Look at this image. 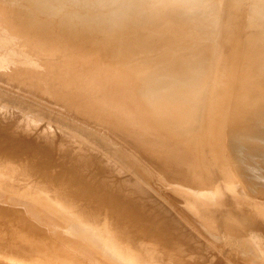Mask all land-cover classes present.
I'll list each match as a JSON object with an SVG mask.
<instances>
[{"label": "bare ground", "instance_id": "obj_1", "mask_svg": "<svg viewBox=\"0 0 264 264\" xmlns=\"http://www.w3.org/2000/svg\"><path fill=\"white\" fill-rule=\"evenodd\" d=\"M145 1L146 0H144V2ZM177 1H179L178 3H180V1L183 2L181 4H183L184 6H185L184 3L187 4L188 2V4L186 7H184L185 9L182 8L183 5L181 7V5H178L177 2H176V5L171 6V7H162L161 5L159 7V4H158L157 5L158 7L156 6V9L158 8L157 9L158 11H157L156 9H153V7L157 3L154 4L152 3L153 1H151L150 3H152V6L150 4V7H151V8L149 7L150 11L148 10L149 11L148 14L150 15H147V13L146 15H144L145 13H143L139 8L142 5L139 4L138 10L140 11H137L134 15H133L134 12L131 14H129L130 12H127V14L129 15L126 14L125 18L114 20L112 24H108V23L105 24L104 22L100 21L101 20L100 18L98 25L104 27L103 29L105 32L103 31L104 32L103 34L98 33L96 35L94 33L95 35L93 34V37L87 34H84V35L82 34L81 36L82 38H79L77 43L70 42L68 41V39L65 40L67 45L62 46L61 50L64 51L62 55H64L67 58V60L69 61L72 60L69 58L70 56L76 57L75 55L77 56L79 55L78 57H76L77 59L81 58L80 56H85L86 59L82 57V63H84L83 67L85 68V63L87 62L86 60L88 58L89 59L91 58L92 60L94 59L93 60L94 62L91 59H90L91 61L88 60L89 61L88 63L90 62L94 63L93 65H91L92 67L88 66V67H91V70L89 68L90 71L88 70L87 72L86 69H84L86 73L90 74V76H87L86 74L81 79H77V78L74 79L73 77H71V75L67 77L64 75L63 76L59 75V73L55 75L52 72L51 73L52 75L50 74L48 75V77H45L51 83V85L48 82L47 85L42 86V89L45 88L44 90L46 89L52 90L51 93H49L50 91H48V94L54 100H57L60 103L62 102L70 103L74 100L84 99L87 95L86 94L84 96L83 95L81 96V92H82L81 90L79 91L80 93L79 92L78 94L76 93L79 90V88H75L74 86L76 83H79V85L85 90L87 89L86 87L89 86L88 89L91 90V92L94 90L93 88L96 85L98 87V90L96 92L94 91L93 93H96L97 95L95 94L96 96L93 98L94 94L93 95L90 94L92 96L90 100L91 103L84 108V111L89 115V117L93 119L92 123L97 122V125L95 124L96 126H99L100 124L99 127L102 126L101 128L102 132L103 131L106 132L107 130L109 131L110 129L114 131L120 130V131H123L124 133L125 131L127 132L130 131L131 132L130 134L132 136L130 137V139L128 138L130 142L134 144V146L137 149H140V151L143 153L144 155L143 159L148 161L147 165L150 166L149 164H151L153 168L158 170L157 172L158 173L160 172V174H162L164 178L169 179L172 182H177L179 184H186L190 186L196 185V187H198V190L199 189L209 190L213 188L210 193L211 196L208 194L209 197L205 196V198L207 197L206 200L205 199L201 200L203 203L202 202L200 203L196 199L194 200V198L192 197L189 198V200L191 201V206L199 211V215L202 217V219L204 218L205 220L212 221L213 223H216L217 225L221 226L222 227L221 229L224 228L228 230L229 232H232L236 235L243 236L246 233H251L256 237V239H259L258 245L260 241L263 244L264 242V223H262L259 220L258 218L259 215L250 208L249 204H251L250 202L252 201H250V199H248L247 197H244L245 196L244 193L240 195V192H238V190L241 189V187L237 188L238 189L237 192L239 193L240 196L243 195L244 198L243 197L241 198L239 195L236 196L237 194H235V196L231 195L229 194L228 191H227L228 193L226 192V189L225 191H223L222 188L217 183H218V180H221V181L223 180L225 184L229 187V190L231 192V190L235 189L237 182L239 181V183L242 184L243 190H245L244 192H249L250 194L257 193V197H259V200L264 199V176L262 177L261 174L258 173L259 168L256 169V167L258 166H255L254 163H251L252 158H250L252 152L256 149V145H257L254 140H258V138H264V47L263 45H261L263 48L262 49L260 48L261 49L260 54L258 52L259 48H257L258 50H254L253 46L250 47L251 46L250 44L248 48H251V50L247 48L248 51L246 50V52L241 53L243 50L241 48L242 50L240 51V54H236V52H234L235 55L228 56V54L226 53L228 56L227 57L225 56L226 54H224V52L220 50H219V53L220 52L221 53L220 54L217 53V48H220L223 44L220 43L221 46H219L220 44L217 43L218 39H217V42H216V39H215V42L212 39L213 40V41L211 40L212 44L205 43V42L207 43L210 42L209 34H211L212 32V28H210L211 25L208 26L205 24H210L212 22V25H213V22H214L213 18H215L218 14L214 15L215 13L212 12L211 10L212 15L214 16L212 17V19L211 17L208 16L210 18L209 19L210 23H206L209 20L205 22V20L198 19V18L200 17L199 15L202 16L200 18H203L205 16L204 13H207L206 15H209L210 11L209 13L207 11V12L197 14L199 12V9H197V11L193 10V12H197V13H194V14H192L193 12L191 13L192 15H194V18L196 14L197 19H192L193 17L191 18L188 15L190 12L189 10H192V8L194 9L196 5H197L196 7H198L200 5V4L198 5V2H201L202 0H177ZM204 1H205L204 3L201 2L202 5L207 3V1L209 2L211 0H204ZM213 1H216V0H212V4H210V2L208 4L213 5ZM225 1L228 3L229 0L228 1L225 0ZM225 1L222 0V3ZM235 2L237 1L235 0ZM235 2H234V5H235ZM238 2L243 3L242 5H244V2L242 0ZM142 3H143V0H142ZM189 3L192 4V6H188L190 5ZM218 3L219 1L217 0L216 4L218 5ZM226 5L232 7L231 3H228ZM246 5H248V3ZM213 6H215L216 8V5H213ZM222 6L227 7V6L221 5V9H222ZM1 7L7 16V13H9L7 12V8H4L3 5ZM134 7L135 6H133L132 9ZM205 7H208V5ZM249 7L251 8L250 5L248 6V8ZM143 8L144 6L142 7V9ZM186 8L189 10H186ZM212 8L213 10L215 9L214 7ZM228 8H226V10ZM151 9H153L152 11L156 10L155 11L156 13L160 12V13H157L158 15L156 18H154L156 14H154L155 16L151 15L150 13ZM221 9H218V10L216 9V11H219ZM224 9L225 8H223V10ZM145 10L147 11V8ZM202 10H204V6L202 7L201 11ZM235 10L237 11V9H234L233 11L235 12ZM225 11L223 12L219 11V12L225 14L227 13ZM228 11L230 13L231 9H229ZM241 11H239V13ZM211 13H210V16H211ZM221 13H219L220 16L222 15ZM181 14H183L184 17L181 18L182 16ZM184 14L188 16H185ZM230 14H228V17H230L229 16ZM234 14H236L235 16L237 17L238 13L235 12ZM9 18L5 20V23L12 19L11 17ZM218 18L219 16H217V19ZM205 19H208V18L206 17ZM224 19L226 20V23L229 21V18L227 17L223 18V16H221L220 20L222 21ZM258 19H259L258 20L259 22L260 18ZM35 20L36 19L34 18L32 14L28 22H34ZM12 21H16V20H14L13 18ZM23 21H24V17L22 16L21 20L19 19L18 21L19 25L14 27L15 32L16 33L20 32L21 35L23 32V28H25L23 26L25 24L24 23L25 21L24 22ZM221 21L218 20V22H221ZM253 21L255 22V20H252V22ZM159 22H162V23L158 25L157 23ZM215 22H216V18H215ZM230 22H232V18H230ZM233 22H236V21H233ZM233 22L231 24H233ZM223 24H225V22H223ZM223 24L222 22L220 23L222 27H224L228 32H230L229 36L227 37L228 39L229 37H231V41H229L230 39L228 41L234 44V45L232 44L233 46L231 45V47H237V44L235 45L234 42L238 40L239 37L238 39H235V41H232L233 37L236 38L237 36L235 35V30L233 32V28L235 27L234 24L233 25H231L230 23H228V25L227 24L223 25ZM239 24L240 23L236 25V29L237 27L240 26ZM244 24H242V21H241V25H244ZM253 24L251 23V25ZM165 25L167 26V28H169L168 29L169 31L166 29ZM251 25H248V26L250 27ZM70 26H71V22L67 21L64 24H62L60 27L65 30L66 28ZM206 26L208 29H211L210 30L211 32H208L209 34L206 33L208 29L204 30L206 29ZM255 26L253 25L251 26V28ZM195 28H198L199 33L194 32V36L196 33H197L196 36H198L201 32L202 34L206 33L205 35L206 37L209 38V40L205 37H202L201 43H203L202 41H204V38L208 40V41H204V44H203L205 46L204 49L202 48L203 46L202 47L200 46L199 48L196 47L198 49L196 48L193 49L194 51L193 53L194 54L196 53V54L193 55L192 53L193 58L190 59V57L192 56L188 57V55L186 54H189V53L191 54L192 47L194 44H196V42L195 40H193L194 44H192L190 41H192V38L196 39V37H191V34L189 33L193 32L192 29L195 30ZM188 29H191V30L188 31ZM200 29H203L204 31L200 32ZM221 29H219V31ZM238 29L241 30V26ZM254 29L257 30L258 28L255 27ZM240 30L238 33L242 32V31L240 32ZM255 30H253L252 32L253 34L255 33L254 32ZM259 30L261 31V29ZM178 31L180 34L181 33L186 34L189 32L187 35H190L191 39H188L189 36L185 34L184 35L178 34ZM185 31H188V32H185ZM219 31L217 30V32ZM55 32L48 30L46 27L41 28L40 31H37V34L36 33L32 34L30 32L31 38L29 42H27V44L29 43V46L32 45L33 48H34L33 45L35 44L36 46L35 48L38 47L37 49L45 48L44 49L46 50L45 52H47L48 48H50L51 50H54V52L55 50L56 52H58L57 48L55 47L56 46L55 43L57 42L55 40L57 36H59V34H57L56 36L54 35ZM224 32L225 31L222 30L219 32L220 34L221 33L222 34L221 35L218 34V35L223 38V36H226ZM263 32L264 30L262 29L261 33ZM213 33L211 34V37H213L212 36L214 35ZM257 33L259 32L257 31ZM253 34H251L252 36L251 35L250 36L253 37ZM24 35L25 34L23 33L22 36ZM60 35H63V34H60ZM241 35L242 34H240V36ZM36 36H38V38ZM67 36L68 35H66V37ZM74 36L76 37L75 34ZM198 37H201V36L199 35ZM198 37L197 39L199 40ZM222 38H219L220 40L219 42H221V40L223 39L225 41V38L223 39ZM246 39H247V36H246ZM257 39L259 41V38ZM263 39H261V41H263ZM20 40H22V37ZM251 40L253 41L252 38ZM224 41H222V43ZM254 41L257 42L256 39ZM242 42L244 41L242 40ZM256 42L255 44L252 42L251 43L253 45H256ZM187 43L188 45H186ZM189 43L190 45H192V47H190ZM224 43H227V46L230 45L228 44V42H224ZM247 43H249L248 40H247ZM200 44H196V45L199 46ZM217 44H219L218 45L219 47L216 46L217 47L216 48L214 46L215 47L214 49L216 50L210 47L211 45L213 46ZM241 44H239V46ZM196 45H194V47ZM208 45H210L208 47L209 49L212 48V51L214 50L216 51L217 54L220 55L217 57V54H215L214 52L211 53L213 55L215 54L216 55L215 57H217L216 59H214L215 57L213 55H210V56H213V59H214L213 61H215L214 63H212L211 61L212 57L207 56L209 50L208 48H206V46ZM18 46H15V47L17 48ZM20 46L18 48H20ZM23 46H28V45L23 44ZM57 46L61 47L60 45H57ZM32 47L31 48L28 47L30 51L32 50ZM46 47L48 48L46 49ZM184 47L187 48L189 53H185L187 52V50ZM254 47H257V46H254ZM35 48L34 50L36 54H39V56L36 55V57H34L35 53H33L34 56L32 57L36 58L34 59V62H36L37 56L40 57L41 55L40 52L38 53V51H41V52L44 51L41 49L37 51ZM11 49L12 48H10V52L9 51L8 52L10 54L12 53V56L15 50H18V51L20 50V49H13V51H11ZM205 49H207L208 51H205ZM225 49L223 48V50ZM229 49L225 50V52H228ZM238 50H237V53L239 52ZM230 51L233 52L235 50L234 49L232 50L231 48ZM17 53L18 52L15 53L16 56L14 55L15 58L13 57L15 60L17 59L16 57L19 55V54L17 55ZM22 53H24L25 55L26 52L24 51ZM228 53L231 54V52H228ZM28 54L29 56L31 55V53H27V55L25 56H28ZM49 54L51 55L50 52L48 54L46 53L45 58L47 56L50 57ZM21 56H23V54ZM21 56H19L20 58L18 57V60L21 58H24V56L23 57ZM56 56L57 55L53 57H56ZM5 57L3 59L4 61L2 59L0 60V63L2 62L3 65L5 63L8 64L9 62L12 61L11 57H10L11 61L9 62H8L9 59L7 60L5 59ZM32 57L30 56V58ZM203 57L209 58L208 61H206L207 59L204 60ZM83 59H85L86 62H84ZM28 60L29 59H27V61ZM57 60L58 59H56V61ZM95 60H99V62L102 64H97ZM79 61L81 60L79 59L78 62ZM15 62H17V60ZM19 62L22 63L21 60ZM34 62H32V59H31L30 64H27L26 70L24 69L23 72L27 71L28 75L29 74L32 75L34 73V70L32 67L33 66L32 64H34ZM41 62H39V64ZM206 62L207 63L209 62L214 65H211V64L208 65ZM11 63L12 65H14L13 67L19 64L18 62L17 64H13L14 62H11ZM57 63L58 65L60 64L59 60ZM88 63L86 65H88ZM95 63L96 65H100L99 67L97 66L98 69ZM70 65L73 67L72 64H69V66ZM210 65H211V68H213L212 71L211 69L209 70ZM30 67L32 69H29ZM76 70L77 69H75V72ZM78 70H80V68H78ZM210 71L213 75L211 74L209 76L208 74L210 73ZM39 74H41V72ZM67 74H68V71H67ZM16 75L14 76V74H12L11 77L14 76L15 78ZM18 75H21V74H18ZM211 76H213V78ZM18 79L19 77H17L16 80ZM21 81H22V78H21ZM73 82H74V85H73ZM24 83L29 85L28 84L29 82L27 83L23 81V84H22L23 88L25 86L27 87V85H25ZM79 85L76 84V87L77 86L80 87ZM29 87H27L28 90H29ZM42 89L41 91H43ZM64 89H66V91L69 90V92L65 93ZM84 89L83 91L85 92ZM30 90L32 89L30 88ZM41 91L39 92L38 96L42 95ZM45 93L46 92L44 91V94ZM89 93L90 92L88 91V94ZM42 97L40 96L41 99ZM48 105H51V104H48ZM55 108H51V109L56 110ZM59 109L57 111H61ZM61 112H64V111H61ZM66 114L70 115L68 111ZM129 115H132V118H130L131 120L127 118ZM15 119L16 118H14V120ZM104 127L107 129H104ZM154 128H156L157 130L156 135H152L150 133V130ZM103 134L104 132L102 133V135ZM112 135L113 134L111 133L110 136L112 137ZM8 137L10 136L6 135L2 130H0V169L3 170L6 174H9V176L11 177L14 174L23 176V179L28 181V183L30 182L32 186L40 187L41 189L50 188L51 189L50 191H52L51 193L54 192L56 196V197L54 196L55 199L57 200V198H59V202L57 201L58 204L54 206H52L50 202H42L41 204L31 203L33 206L36 205L35 207L36 209L32 208L33 211L34 210L37 211L36 214H38V212L41 211L40 213L43 214L42 216H46V218L45 217H42V218L48 219L49 221L47 220V223L51 221L50 228H48L46 224H43L40 218L39 219L41 222L38 221L39 219L33 218L31 216L32 214H29L23 211L21 208L0 203V254L4 252H6L7 254V252H9L10 255L13 254L12 257L15 256L16 261H18V263H21V264H70V263L79 264L80 262H78V260L81 261V258L83 261H87V264L88 262L89 264H204V263L206 264V261H204L205 256L203 255L204 250L206 249L204 244L206 243L201 244L195 238L196 236H194L193 233H190L188 231L189 227H188V230L184 229L186 227L182 225L181 221L178 219L180 217L176 218L175 215L172 216L171 214H168L170 212L168 207L161 204L160 203L161 201H155V199L153 198V195L151 194L152 192L150 193L145 192L147 188L145 189L138 182V180L131 178L132 177L131 175H130L131 176L130 179L127 176V179H129L130 181L129 187L124 182H117V181L113 182L105 177H102V179H100L101 176L99 175H97L99 177L97 176L96 177L97 179L99 178L100 180H97L95 179V176L94 178L87 177L88 175L85 176L82 172L84 165L91 163L92 158H83V160L82 159L78 160L79 159L78 158L77 161L73 160V164L71 166L70 165L67 166L66 163L64 165L65 157L62 155L60 157H62L63 159L62 158L60 159L64 161L61 162V160L58 161V159L57 161L63 163L62 166L64 167H62V170L59 169L60 172L56 171V169L54 171L51 169L53 167L50 168L49 164L45 162L46 159L44 161L41 156L39 157V159L37 158L33 160L35 153H34V156L30 158H27V157L23 158L24 156H21L18 153V152L23 151V149L11 150L12 148L10 147L9 149L4 148L7 146V143L10 142V139ZM40 137L42 136H39L38 139ZM69 137H72V136H69ZM44 138L47 139L46 136H44ZM46 139H42V141ZM112 139L111 141L110 139L108 140L112 142ZM116 139H118V137ZM66 140L69 141V138ZM49 141L51 143L53 142L54 145L57 144L58 142L60 143V141L55 143L54 139L52 141L51 140ZM118 141H120V139ZM71 142H73V140ZM79 142L80 141H78V143ZM51 143H49L51 147L49 146V144H47L49 150L50 148H53ZM121 143L126 144L122 141ZM123 144L121 147H123ZM58 145H62V144H58ZM63 147L64 146H62L61 148ZM75 148H76V145H75ZM122 149L123 148H121V150ZM130 149L131 148H129V150ZM58 150L60 149L58 148L57 150H55L54 148V151H56L57 153H58ZM126 150H127V147H126ZM44 151L46 152V150ZM54 151L52 152L54 153ZM62 151H66V150L63 148ZM23 152L25 153V151ZM41 152H43V150ZM66 152L67 154L71 155L69 151H66ZM73 152L74 151H72V153ZM37 153H40V151ZM50 153L46 152V154H48V157H50L49 155ZM53 153L51 157L54 156ZM114 153L117 154V156H120V154H122L118 152L117 150H115ZM125 153L127 155V152ZM130 153H134V152L132 151ZM229 153L232 155V158H229L228 156ZM138 155H141V154L138 153ZM138 155L137 157L140 158ZM46 156L45 157L43 156V157L46 158ZM69 156L66 155V157L68 158ZM77 156L80 157L79 155ZM54 157H53V160H56L54 159ZM142 157L143 156L141 155V158ZM50 160H52V158ZM99 162L103 164L105 161L102 162L99 159ZM118 162L121 163V165L124 163L120 161ZM143 162L144 161H142V163ZM104 164H106V162ZM139 164H141V162ZM244 166H246L247 169L246 168L244 169ZM107 167L109 166H106V168ZM110 167H111L110 168L111 170L113 167L112 166ZM144 167H147V166H144ZM141 168L143 167H140V169ZM147 168L149 169V167ZM112 170L116 171V169H112ZM150 170L152 171L151 167H150ZM151 171L150 173H153ZM141 172L143 173L144 170ZM145 173L147 176L150 175L149 172H147V169L145 170ZM95 174L97 173L95 172ZM121 174L123 175L124 172ZM132 174H135V173H132ZM146 175H144V177ZM237 176H239L238 180H237ZM151 177H154V176H150L149 177L150 179L148 178L147 179L149 182L154 184V182L151 181L152 180ZM1 178H4V177L0 175V186H2L5 190L9 191L10 187L5 185L3 179ZM120 178L121 176L118 179ZM28 186L30 185L28 184ZM232 192L235 193V191H232ZM145 193H147V195L151 197L152 200L146 199ZM217 198H220V199H217ZM252 198L253 199L255 198V194ZM156 199L158 198L156 197ZM208 199L210 200V204L208 202L209 201ZM211 203H217V204L212 205ZM172 204H173V207H175L174 203ZM175 208L177 209L179 207L177 206ZM147 209L150 212H148ZM50 211L56 212L54 213L55 216L53 218L51 215L52 213ZM178 212L180 211L178 210ZM178 212H175V213L178 214ZM49 213H51L50 216L48 215ZM181 213L179 214L181 215ZM103 215L104 217L102 220L101 216ZM183 215L184 217H188V215L185 216V213ZM183 215H181V217ZM192 221L194 220L191 219V222ZM185 222L187 221L185 220ZM195 223L192 222V225ZM187 225L188 224H186V226ZM190 225L191 224H189L188 226ZM196 225H199V224H196ZM193 227H190V229H192ZM201 229L202 228L200 227L199 231H201ZM92 230H94V232ZM247 239L249 240V238ZM46 244L49 247H46L45 246ZM253 244H256V243H253ZM255 248L257 251L258 248L257 247ZM73 252L75 253L73 254ZM14 254H16L17 256ZM77 254L79 256H77ZM1 256L3 257L4 255L2 254L0 255V257ZM78 257H81V258H78ZM7 258H9V256H7L6 259ZM75 259L76 261L73 262V260ZM0 260L1 262L4 261L3 258H0ZM8 260L9 259H7V261ZM14 261L15 260H13V262ZM13 262H10V263H13ZM80 264H85V262L80 263Z\"/></svg>", "mask_w": 264, "mask_h": 264}, {"label": "rangeland", "instance_id": "obj_2", "mask_svg": "<svg viewBox=\"0 0 264 264\" xmlns=\"http://www.w3.org/2000/svg\"><path fill=\"white\" fill-rule=\"evenodd\" d=\"M21 1H23V2H21ZM134 1V2H133ZM0 0V60L2 59H4V57H5V59H9L8 60V62L9 61H11V62H14L13 64H17V62L19 63V64H17L15 67H13L14 65H12V63L11 62H7L8 64H2V62L0 63V130H2L6 135H8V136H10V137H8L9 139H10V142L9 143H7V146L6 147H4V148H6V149H9V147L10 148H12L11 150H14V149H23V151H25V153L23 152V151H21V152H18L21 156H24L23 158H25V157H27V158H30V157H32V156H34V153H35V158L33 157V160H35V159H39V157L41 156L42 158H43V160L45 161V159H46V161L45 162H47V164H49V167L51 168V167H55L54 169L53 168H51L52 170H54L55 171V169H56V171H58V172H60L59 171V169L60 170H62V167H64V166H62L63 165V163H61V162H63L64 160V165H65V163H66V165L68 166V165H72L73 164V160H76L77 161V159L78 160H83V158H92V162L91 163H89V164H87V165H84V167H83V169H82V172H83V174L85 175V176H87V177H92V178H94V176H95V179H97V177H99V176H101L100 177V179H102V177H105V178H108L110 181H113V182H124V183H126V185L129 187V179H130V177L131 178H134V179H136V180H138V182L146 189V191L145 192H152L151 194L153 195V198L155 199V201H161L160 203L161 204H163L164 206H167L168 207V209L170 210V212L168 213V214H171L172 216H174L175 215V217L176 218H178V217H180V218H178L180 221H181V223H182V225H184L186 228H184V229H187L188 230V227H189V232L190 233H193V235L194 236H196L195 238L202 244H204V243H206L207 245H208V247H207V245L206 244H204V246L206 247V249L204 250V261H206V264H262L263 262H264V242H263V244L261 243V241L259 242V245H258V241H259V239H256V237L253 235V234H251V233H246V234H244L243 236L242 235H236V234H234V233H232V232H229L228 230H226V229H221L222 227L221 226H219V225H217L216 223H213L212 221H209V220H205L204 218L202 219V217L199 215V211L198 210H196L194 207H192L191 206V201L189 200V198H194V200L196 199V200H198L200 203L202 202L201 200L203 199H205L206 200V198L207 197H209V195L211 196V191H212V189L213 188H211V189H209V190H202V189H199L198 190V187H196V185L195 186H190V185H186V184H179V183H177V182H172L171 180H169V179H166V178H164L163 176H162V174H160V172L158 173L157 171L158 170H156V169H154L153 168V166L151 165V164H149L150 166H148L147 164H148V161H146V160H144L143 158H144V155H143V153L140 151V149H137L135 146H134V144H132L131 142H130V137H132L131 136V132L130 131H125V133L123 132V131H120V130H118V131H114V130H109L113 135H112V137L110 136L111 135V133L107 130L106 132L105 131H103L104 132V134H106V135H102V131H101V128H102V126L101 127H99L100 126V124H99V126H96L97 125V122L96 123H92L93 122V119L91 118V117H89V115L84 111V108L87 106V105H89L90 103H91V95H93L94 94V96H93V98L97 95L96 93H93L94 91L96 92L97 90H98V87L95 85V87L92 89L93 91L91 92V90H89L88 89V87L89 86H87L86 88V90L84 89V88H82L80 85H79V83H76L77 85H79L80 87H76V84L74 85V82H73V85L75 86V88H79V90L76 92L77 94H78V92L81 90L82 92H81V96L83 95H86V97L84 98V99H81V100H74V101H72V102H68V103H65V102H62V103H60V102H58L57 100H54L51 96H49V94H48V91H50L49 93H51V91L52 90H48V89H46V90H44L45 88H43L42 89V86L43 85H47L48 84V80H47V78H45V77H48V75H50L52 72L56 75V74H58L59 73V75H64V76H67V77H69L70 75H71V77H73L74 79L75 78H77V79H81V78H83V76H85L86 74H87V76H90V74L89 73H86V71L88 72V70H89V68H90V70H91V65H93L94 63H92V62H90V63H88L89 61L88 60H90L89 58L85 61V59H86V57L85 56H80L81 58H76V57H78L77 55H75L76 57H73V56H70L69 58L70 59H72L71 61H69V60H67V58L64 56V55H62L63 53H64V51L63 50H61V48H62V46H66L67 45V43L65 42V40H67L68 39V41H70V42H78V40H79V38H82L81 36H82V34L84 35V34H87V35H90L91 37H93V34L95 33L96 35L99 33V34H103L105 31H104V27H102V26H100V25H98L99 23V20H100V18H101V20L100 21H102V22H104L105 24H112V22L114 21V20H118V19H123V18H125V15L127 14V12H130L129 14H131V13H133V15L137 12V11H142L143 13H145L144 15H146V13H147V15H150V14H148V12L150 11L149 9L151 8L150 7V4H151V6H152V3H154V4H156L154 7H153V9H156V6L159 4V7H160V5L162 6V7H171V6H174V5H176V2H177V4L178 5H181V7H182V5L183 4H181V3H183V2H181L180 1V3H178L179 1H177V0H151V1H153L152 3H150L151 1H149V0H146L145 2H144V0H143V3H144V5H143V3H142V0ZM139 1V2H138ZM156 1V2H155ZM219 1V3H218V5L216 4L217 3V0L216 1H213V5H216V8H215V6H213V5H210V4H212V0L211 1H209L210 2V4H208L209 2L207 1V3H205V4H207L208 5V7H205V6H207V5H202V3H204L205 1L204 0H202L201 2H198V5L200 4V5H202V6H200V8L202 9V7L204 6V10H202L201 11V9L199 8V6L198 7H196L197 5H196V3H195V7H194V9L192 8V10H189V9H191V8H189V7H187V8H189V9H187L186 8V10H189L188 12H189V17H193L192 19H197L196 17V14H195V18H194V15H192V14H194V13H197V12H193V10H195V11H197V9H199V12L197 13V14H200V13H203V12H207L208 11V13H209V11H210V13H211V10H212V12H214L213 14L214 15H217V16H219V18L221 19V16H223V18H229V21L226 23V20L224 19V20H220L219 18L217 19V16L215 17L216 18V22H215V18H213L214 20V22H213V25H212V22L210 23V18L209 17H211V19H212V17L214 16V15H212V13H211V16H210V13H209V15H206L207 13H204V15L208 18V19H205L204 17V19L203 18H200V17H202L201 15H199L200 17L198 18V19H202V20H205V22L206 21H208V22H206V23H210V24H205V25H208V26H210L211 25V27L210 28H212V32L210 31L211 29H208L207 28V26H206V29H204V30H207L206 31V33L207 34H209L208 32H211V34L213 33L214 35H212L213 37H211V34H209L210 35V40H209V38L208 37H206V33L205 34H202V32L201 31H204L203 29H200V36L201 37H198V36H196L197 35V33H199L198 31V28H195V30L194 29H192L193 30V32H191V33H189L188 31L189 30H191V29H188V31H185V32H188L189 34H191V37H196V39H194V38H192V41H190L192 44H194L193 43V40H195V42H196V44H200L201 43V40H202V37H205V38H207L210 42L209 43H207V42H205L206 44H212L211 43V40L213 39L214 40V42H215V39H216V42H217V39H218V42L217 43H221V44H223L222 46H221V44L219 45V44H217V45H208V46H206V48H208L209 46L210 47H212L213 49L217 46V47H219V46H221L220 48H217V53H219V50L220 51H222V52H224V54H228V56H232V55H235V53L234 52H236V54H240V51L242 50V52L241 53H243V52H246V50L248 51V49H250L251 50V48H248V46H250V47H252L253 46V49L254 50H258L257 48H259V50H258V52H259V54H260V51H261V49L264 47V39H263V37H264V35H263V33H261L262 32V29L264 30V0H251V1H249V0H242L243 2H244V5H242L243 3H240V2H238V1H241V0H236L237 2H235V0H227L228 1V3H231L232 4V7H233V5H234V2H235V5H234V7L232 8L231 6H227L226 4H228L225 0V2H223L222 3V0H218ZM233 3H232V2ZM252 1H254V2H252ZM137 2V3H136ZM215 2V3H214ZM222 4H221V3ZM249 2H250V4H249ZM258 2V3H257ZM4 3V4H3ZM23 3V4H22ZM25 3H26V5H25ZM118 3V4H117ZM149 3V4H148ZM192 3V2H191ZM238 3H239V5H238ZM248 3V5H246V4ZM254 5H253V4ZM29 4V5H28ZM123 4V5H122ZM134 4V5H133ZM139 4H141L140 6L141 7H139L138 5ZM185 4V6L183 5V9H185L184 7H186L187 6V4H188V2H187V4L186 3H184ZM190 4V3H189ZM237 4V5H236ZM240 4H241V6H240ZM3 5V7L4 8H7V12H9V13H7V16H6V14H5V12L3 11V9H2V6ZM102 5V6H101ZM122 5V6H121ZM130 5H131V7H130ZM148 5V6H147ZM177 5V6H178ZM221 5H224V6H227V7H223L222 6V9H221ZM230 5V4H229ZM246 5V6H245ZM251 6V8L249 7L248 8V6ZM253 5V6H252ZM121 7V9H120V7ZM133 6H135L133 9H132V7ZM144 6V8L146 7L147 8V11L144 9H142V7ZM188 6H192V4H190V5H188ZM209 6H211V7H209ZM218 6V7H217ZM236 6V7H235ZM243 6H245V7H243ZM256 6V7H255ZM140 8V10H138L139 8ZM150 7V8H149ZM158 7V6H157ZM212 7H214L215 9L213 10V8ZM229 7V8H228ZM237 7H239V8H241V9H239V8H237ZM78 8V9H77ZM119 8V9H118ZM208 10H207V9ZM211 8V9H210ZM223 8H225L224 10H223ZM226 8H228L227 10H226ZM244 8V9H243ZM33 9V10H32ZM118 9V10H117ZM130 9V10H129ZM137 9V10H136ZM153 9H151V15L153 16L154 14H156V16L154 17V18H156L157 17V13H160V12H155V11H152ZM205 9H206V11H205ZM216 9L218 10V9H221V10H219V11H221V12H223V11H225V12H227L228 14H230V13H232V14H230L229 16L230 17H228V14L227 13H225V14H227V15H225L224 13H221V12H219V11H216ZM229 9H231V11H230V13H229ZM234 9H237V11L235 10V12L236 13H238V15H237V17L235 16L236 14H234L235 12L233 11ZM149 10V11H148ZM243 12H242V11ZM245 10V11H244ZM37 11V12H36ZM158 11V10H157ZM216 11V12H215ZM234 13H233V12ZM239 11H241L240 13H241V15H240V13H239ZM35 12V13H34ZM85 12V13H84ZM106 14H105V13ZM141 12V13H142ZM155 12V13H154ZM193 12V13H192ZM262 12V13H261ZM11 13V14H10ZM108 13V14H107ZM140 13V14H141ZM153 13V14H152ZM192 13V14H191ZM219 13H221L222 15L220 16L219 15ZM33 14V16H34V18L36 19L34 22H28V20H29V18H30V16ZM41 16H40V15ZM129 14H127V15H129ZM254 14H256V15H254ZM48 15V16H47ZM142 15V14H141ZM143 15V16H144ZM182 16H181V18L182 17H184L183 16V14H181ZM185 16H188V15H186V14H184ZM192 15V16H191ZM224 15H225V17H224ZM233 15V16H232ZM241 17H240V16ZM22 16L24 17V27L25 28H23V32H22V35H23V33L25 34L24 36H22L21 34H20V32H18V33H16L15 32V28L14 27H16V26H18L19 25V23H18V21H19V19L21 20V18H22ZM209 16V17H208ZM245 16V17H244ZM9 18V17H11L12 19L10 20V21H8V22H6L5 23V20L7 19V18ZM47 17V18H46ZM13 18H14V20H16V21H12L13 20ZM42 20H41V19ZM117 18V19H116ZM230 18H232V22L233 21H236V22H233V24H234V28H233V26H232V28H233V32H234V30H235V35H237L236 36V38H234L233 37V39H232V41H235V39H238V37H239V39L238 40H236L234 43H235V45L237 44V47L239 46V44H241L239 47H238V49H237V47H231V45L233 44L232 42H229V41H231V37H229V39H228V37L227 36H229V34H230V32H228L224 27H222L221 25H220V23L222 22V24H223V22H225V24H223V25H228V23H232V22H230ZM246 18V19H245ZM253 18V19H252ZM258 18H260V21L258 22ZM10 19V18H9ZM57 19H58V21H57ZM158 19V18H157ZM234 19V20H233ZM251 19V20H250ZM40 20V21H39ZM105 20H107V21H105ZM146 20V19H145ZM191 20V19H190ZM218 20L219 21H221V22H218ZM228 20V19H227ZM242 21V24H244V23H246V24H244V25H241V21ZM249 20V21H248ZM252 20H255V22H254V24H253V22H252ZM257 20V21H256ZM3 21V22H2ZM39 21V22H38ZM67 21H70L71 22V26L70 27H68V28H66L65 30L64 29H62L60 26L62 25V24H64L65 22H67ZM148 21V20H147ZM212 21V20H211ZM239 21V22H238ZM162 22H164V21H162ZM162 22H159V23H157L158 25L160 24V23H162ZM249 22H251L256 28H258L257 30H255L254 28L255 27H252L251 28V26H253V25H251V23H249ZM261 22V23H260ZM215 23H216V25H215ZM218 23V24H217ZM238 23H240L239 25L241 26V30L240 29H238V28H240V26L239 27H237V29H236V25H238ZM259 23H260V25H259ZM163 24H165V23H163ZM233 24H231V25H233ZM261 24H263V25H261ZM6 25H8V26H6ZM55 25V26H54ZM246 25V26H245ZM248 25H251L250 27L248 26ZM10 26H11V28H10ZM162 26H164V25H162ZM217 26V27H216ZM245 28H244V27ZM257 26H259V27H257ZM44 27H46L48 30H51L52 32L54 31L55 32V30H56V32H58V33H56L55 32V34L54 35H56L57 36V34H59V36H57V38H56V40L55 41H57L56 43H58V44H56L55 43V47L57 48V51L58 52H56V50H55V52H54V50H51L50 48H48V47H46V49L48 48V50H50V51H48L47 50V52H45L46 50H44L45 48H39V49H37V48H35L36 46H35V44L33 45L34 46V48L38 51V50H44V51H38V53L40 52V57H38L39 56V54H36V52H35V50H34V48L32 47V45L31 46H29V43L27 44V42H29V40H30V38H31V33L32 34H37V31H40L41 30V28H44ZM100 27V28H99ZM165 27H166V29L168 30L169 28H167V26L165 25ZM248 27V28H247ZM10 30H9V29ZM32 28V29H31ZM40 28V29H39ZM222 28V29H221ZM244 28V29H243ZM250 28H251V30H250ZM29 29V30H28ZM59 29V30H58ZM83 29V30H82ZM213 29H214V31H213ZM219 29H221L220 31H225L224 32V34L226 35V36H223V38H225V41H224V39L221 37V36H219L218 34H220L219 32ZM249 29V30H248ZM259 29H261V31L259 30ZM58 30V31H57ZM61 30V31H60ZM64 30V31H63ZM133 30V29H132ZM197 30V31H196ZM217 30L219 31V32H217ZM239 30H240V32L241 33H238L239 32ZM253 30H255L254 32L256 33H252L253 32ZM104 31V32H103ZM134 31V30H133ZM169 31V30H168ZM180 31V30H179ZM179 31H178V34H180L179 33ZM257 31L259 32V33H261V34H259V33H257ZM31 32V33H30ZM73 32H74V34L76 35V37L74 36V34H73ZM183 32V31H182ZM194 32H197L196 34H195V36H194ZM27 33V34H26ZM28 33H30V34H28ZM174 33V32H173ZM188 33H184L185 35H187ZM192 33H193V35H192ZM204 33V32H203ZM232 33V32H231ZM239 34V36H238V34ZM244 33V34H243ZM248 33H250V34H248ZM60 34H63V35H60ZM94 34V35H95ZM183 33H181L180 35H184ZM222 34V33H221ZM220 34V35H221ZM223 34V35H224ZM240 34H242V35H244V36H240ZM247 34V35H246ZM251 34H253V37H251L252 35ZM27 35H28V37H27ZM66 35H68L67 37H66ZM179 35V36H180ZM251 35V36H250ZM261 37V39H263V41H261V39H260V37ZM263 35V36H262ZM187 36H189L188 37V39H191V37H190V35H187ZM232 36V35H231ZM246 36H247V39H246ZM248 36H249V38H248ZM17 39H16V38ZM21 37H22V40H20L21 39ZM37 38H38V36H36ZM197 37L199 38V40H200V42H199V40L197 39ZM227 37V38H226ZM259 38V41H258V39L257 38ZM14 38V39H13ZM201 38V39H200ZM204 38V41H208L207 39H205ZM219 38H222L223 40H221V42H219L220 40H219ZM251 38L253 39V41L256 39L257 40V42L256 41H252L251 40ZM7 39V40H6ZM40 39V38H39ZM39 39H37V40H39ZM226 39H227V41H226ZM244 41V42H242V40ZM14 40V41H13ZM197 40H198V42H197ZM212 40V41H213ZM229 40V41H228ZM247 40H248V42L249 43H247ZM250 40V41H249ZM19 41V42H18ZM54 41V42H55ZM204 41H202L203 43H201L199 46H197L196 44H194V45H196L195 47H194V45H193V47H192V45H190V43H189V45H190V47H192V52H191V54L189 53V51L187 50V48H185L186 50H187V52H185V53H189V54H186V55H188V57L189 56H192V53L194 52L193 51V49H195L196 47H202L203 49H204ZM222 41H224V42H228V44H230V45H228L227 46V43H222ZM238 41V42H237ZM1 42H3V43H1ZM10 42V43H9ZM13 42H15V43H13ZM189 42V41H188ZM246 42V43H245ZM254 43L255 44V42H256V45H253L252 43ZM16 43H17V45H16ZM61 43V44H60ZM89 43V42H88ZM239 43V44H238ZM262 43V44H261ZM18 44H19V46L20 45H22L23 46V44L24 45H28V46H20V48H18L19 46H18ZM65 44V45H64ZM205 44V45H206ZM214 44V43H213ZM250 44V45H249ZM258 44V45H257ZM10 45V46H9ZM57 45H60L61 47H59V46H57ZM186 45H188V43L186 44ZM219 45V46H218ZM224 45H226V46H224ZM234 45V44H233ZM232 45V46H233ZM243 45H245V46H243ZM260 45V46H259ZM261 45H263V47L261 46ZM15 46H18L17 48L15 47ZM215 46V47H214ZM247 46V47H246ZM254 46H257V47H254ZM22 47V48H21ZM27 47V48H26ZM31 48L32 47V50L30 51V49L29 48ZM183 47V46H182ZM189 47V48H190ZM225 49V48H227V49H229L228 50V52H231V54H229L228 52H225V50H227V49H225V50H223V48ZM2 48V49H1ZM10 48H12L11 49V51H13V49H20L19 51L18 50H15L16 52H18L17 53V62H15L16 60L14 59L15 57H14V55H15V51L13 52V56H12V53L10 54L9 52H10ZM184 48H183V50H184ZM198 48H196V49H198ZM212 48H210L211 49V51H210V49L208 48V50H209V52H208V55L207 56H210V55H213V54H211V53H215V54H217L216 53V51H214V50H216V49H214L213 51H212ZM222 48V49H221ZM231 48H232V50L234 49L235 51H230L231 50ZM242 48V49H241ZM248 48V49H247ZM261 48V49H260ZM23 49H24V51L26 52L25 53V55H27V53H31V57L32 56H34V54L33 53H35V56L34 57H36V55H38L37 56V60H36V62H34V59H36V58H34V57H32V58H30V56H29V54H28V56H25L24 55V53H22V52H24L23 51ZM29 49V50H28ZM59 49V50H58ZM191 49V48H190ZM189 49V50H190ZM202 49V50H203ZM62 52H61V51ZM207 49H205V51H208ZM237 50L239 51L238 53H237ZM249 50V51H250ZM9 51V52H8ZM22 51V52H21ZM28 51H30V52H28ZM34 51V52H33ZM54 52V53H52V52ZM196 51V50H195ZM204 51V52H205ZM45 52V53H44ZM51 53V55H50V57H48L47 55V57L45 58V54L47 53ZM184 52V51H183ZM7 53V54H6ZM21 53V54H20ZM43 53V54H42ZM58 53V54H57ZM60 53V54H59ZM221 53V52H220ZM219 53V54H220ZM233 53V54H232ZM23 54V56H24V58H21V59H19L18 60V57L19 56H21ZM196 54V53H195ZM194 53H193V55H195ZM213 55L214 57L216 56V55ZM219 54H217V57L218 56H220ZM227 54L225 55V56H227ZM5 55V56H4ZM10 55V56H9ZM44 55V56H43ZM55 55H57V56H59V57H53V56H55ZM9 56V57H8ZM12 56V57H11ZM16 56V55H15ZM23 56H21V57H23ZM213 56H210V57H212V59H211V61H212V63H214L215 61H213L214 59H216L217 57H215L214 59H213ZM227 56V57H228ZM8 57V58H7ZM10 57L12 58L11 60H10ZM14 57V58H13ZM29 59L30 61H31V59H32V62H34V64H32V65H30V66H32L33 67V70H34V73L32 74V75H28L27 74V71H25V72H23L24 71V69L26 70V67H27V64H30V61L28 60L27 61V59ZM29 57V58H28ZM63 57H65V58H63ZM82 57L83 58H85V59H83L84 60V62H86L85 63V68L83 67L84 65V63H82ZM206 57V56H205ZM20 58V57H19ZM39 58V59H38ZM49 58V59H48ZM60 58V59H59ZM62 58V59H61ZM68 58V59H69ZM74 58V59H73ZM76 58V59H75ZM191 58H193V56L192 57H190V59ZM204 58V57H203ZM260 58V57H259ZM24 61H23V60ZM41 59V60H40ZM48 59V60H47ZM56 59H58L59 60V65H61V66H59L58 65V60L56 61ZM81 60V61H79L78 62V60ZM207 59V60H206ZM208 59L209 58H204V60H206V61H208ZM22 61V63H20L19 61ZM38 60H40V61H38ZM75 60V61H74ZM92 60V59H91ZM90 60V61H91ZM94 60V59H93ZM92 60V61H93ZM4 61V60H3ZM41 61H43V62H41ZM52 61V62H51ZM69 61V62H68ZM98 61V62H97ZM101 61V60H100ZM210 61V62H211ZM26 64H25V63ZM37 62H38V64H37ZM39 62H41L40 64H39ZM65 62V63H64ZM94 62V61H93ZM95 62L97 63V64H102V63H100L99 62V60H95ZM11 63V64H10ZM47 63H49V64H47ZM54 63V64H53ZM74 63H75V65H74ZM82 63V64H81ZM88 63V65H86ZM92 63V64H91ZM96 63H95V65H96ZM207 63V62H206ZM22 64H24V65H22ZM69 64H72L73 65V67L70 65L69 66ZM90 64V65H89ZM208 65L209 64H211V63H207ZM12 65V66H11ZM26 65V66H25ZM34 65H35V67H34ZM36 65H37V67H36ZM39 65V66H38ZM79 65H80V67H79ZM82 65V66H81ZM94 65V66H95ZM211 65H214V64H211ZM211 65L209 66L210 68H209V70L211 69V71H212V69L213 68H211ZM8 66V67H7ZM10 66V67H9ZM17 66H19V67H17ZM41 66V67H40ZM78 66V67H77ZM88 66H91V67H88ZM93 66V67H94ZM99 67L100 65H96V67ZM13 67V68H12ZM18 68V70H17V68ZM21 67V68H20ZM22 67H24V68H22ZM28 67H29V65H28ZM40 67V68H39ZM43 67V68H42ZM65 67V68H64ZM77 67V68H76ZM86 67H88V68H86ZM98 67H97V69H98ZM21 69V71H20V69ZM35 68V69H34ZM64 68V69H63ZM70 68V69H69ZM78 68H80V70H78ZM29 69H32L31 67L29 68ZM29 69H27V70H29ZM58 69V70H57ZM75 69H77L76 70V72H75ZM84 69H86V71L84 70ZM15 70V71H14ZM16 70H17V72H16ZM64 70V71H63ZM82 70V71H81ZM89 70V71H90ZM208 70V71H209ZM12 71H13V73H12ZM41 72V74H39L40 72ZM67 71H68V74H67ZM211 71H210V73L208 74L209 76L212 74L211 73ZM17 74H21V75H16L15 73ZM20 72V73H19ZM46 72V73H45ZM49 72V73H48ZM78 72V73H77ZM83 72V73H82ZM23 73V74H22ZM25 73V74H24ZM44 73H45V75H44ZM66 73V74H65ZM3 74V75H2ZM12 74H14V76L16 75V77L14 78V76L13 77H11V75ZM53 74V75H54ZM26 75H27V77H26ZM47 75V76H46ZM52 75V74H51ZM80 75V76H79ZM213 75V74H212ZM22 76V77H21ZM23 76H25V77H23ZM37 76V77H36ZM42 76V77H41ZM82 76V77H81ZM86 76V77H87ZM17 77H19V81H21V78H22V81L21 82H19L18 80H16L17 79ZM85 77V78H86ZM212 78H213V76H211ZM29 78V79H28ZM34 78V79H33ZM39 78V79H38ZM41 79V80H40ZM44 79H45V81H44ZM35 80V81H34ZM211 80V79H210ZM23 81H25V82H29L28 84L29 85H27V84H25V85H27V87H29V90H28V88L25 86L24 88H23ZM38 81H39V83H38ZM32 82H33V84H32ZM44 82V83H43ZM41 85V86H39V85ZM49 84L51 85V83L49 82ZM81 84V83H80ZM93 87V86H92ZM91 87V88H92ZM26 88H27V90H26ZM30 88L32 89V90H30ZM43 90V91H41V89ZM90 88V89H91ZM83 89L85 90V92L88 90L90 93L88 94V91L85 93L84 91H83ZM65 90V91H64ZM64 90H62V91H64L65 93L67 92H69V90L68 91H66V89H64ZM41 91V93H42V95H40L41 97H42V99L40 98V96H38L39 95V92ZM44 91L47 93H45L44 94ZM62 91H60V92H62ZM57 92H59V91H57ZM40 93V94H41ZM80 93V92H79ZM91 94V95H90ZM96 94V95H95ZM88 95H90V96H88ZM38 96V97H37ZM80 99V98H79ZM55 101H57V102H55ZM93 101H94V99H93ZM52 102V103H51ZM54 103V104H53ZM48 104H51V105H48ZM56 105H58V106H56ZM49 106H50V108H49ZM53 106V107H52ZM55 106H56V108H55ZM51 108H55L56 110H54V109H51ZM59 110H61V111H64V112H61V111H57L58 109ZM51 111V112H50ZM67 111L70 113V115H68V114H66L67 113ZM3 112V113H2ZM66 112V113H65ZM66 114V115H64V114ZM64 117V118H63ZM65 117H66V119H65ZM14 118H16L15 120H14ZM129 120H131L130 118H132V115H129L128 117H127ZM5 123V124H4ZM94 124V125H92V124ZM96 124V125H95ZM100 128V129H99ZM93 129V130H92ZM104 129H107V128H105L104 127ZM104 129H102V130H104ZM62 131H63V133H62ZM65 131V132H64ZM92 131V132H91ZM120 131V132H119ZM98 132H100V133H98ZM115 132V133H114ZM57 133V134H56ZM150 133L152 134V135H156V133H157V130H156V128H154V129H152V130H150ZM39 136H42V137H40V138H42V139H46V138H44V136H46L47 137V139L46 140H53L54 139V142L55 143H57L58 141H60V143L58 142L57 144H55L54 145V143L52 142H48V141H46V140H43L42 141V139H38V135ZM42 134V135H41ZM63 134V135H62ZM69 134V135H68ZM98 134V135H97ZM108 134V135H107ZM122 134V135H121ZM126 134V135H125ZM44 135V136H43ZM54 135H55V137H54ZM60 135V136H59ZM102 135V136H101ZM37 136V137H36ZM53 136V137H52ZM69 136H72V137H69ZM107 136V137H106ZM113 136H115V137H113ZM128 136V137H127ZM98 137V138H97ZM104 137H105V139H104ZM109 137V138H108ZM118 137V139H116ZM58 138V139H57ZM69 138V141L68 140H66V139H68ZM72 138V139H71ZM77 138V139H76ZM110 139V141H111V139H112V142H110L108 139ZM129 138V139H128ZM120 139V141H118ZM37 140V141H36ZM73 140V142L74 141H76V142H74V144H73V142H71ZM108 140V141H107ZM78 141H80L79 143H78ZM121 141L122 142H124V143H126V144H123V143H121ZM255 141V143L257 144H255L256 145V149L252 152V154H251V156H250V158H252V160H251V163H254L255 164V166H258V167H256V169H258V173L259 174H261V176L263 177L264 176V138H258V140H254ZM48 142V143H47ZM71 142V143H70ZM109 142V143H108ZM119 142V143H118ZM49 143H51L52 144V147L53 148H50V150H49V148H48V145L47 144H49ZM41 144V145H40ZM44 144H46V145H44ZM58 144H62V145H58ZM71 144V145H70ZM83 144V145H82ZM122 144H123V147H121L122 146ZM39 145V146H38ZM75 145H76V148H75ZM98 145V146H97ZM126 145H128V146H126L127 147V150H126V147L125 146ZM44 146H45V148H44ZM49 146L51 147V145L49 144ZM55 146V147H54ZM62 146H64L63 148L66 150V151H69L70 153H71V155L73 156V157H75V155H76V159L75 158H73L70 154H67V152L66 151H62L63 150V148H61ZM66 146H67V148H66ZM132 146V147H131ZM69 147H71V148H69ZM81 147V148H80ZM24 148H26V149H24ZM54 148H55V150H57L58 148L60 149V150H58V153L56 152V151H54ZM57 148V149H56ZM75 148V149H74ZM121 148H123L122 150H121ZM124 148H125V150H124ZM129 148H131V149H133V150H129ZM31 149V150H30ZM34 149H36V150H34ZM43 150V152H41L42 150ZM118 149H120V150H118ZM44 150H46V152L47 153H50L49 155H50V157H48V154H46V152L44 151ZM105 150V151H104ZM115 150H117L118 152H120V153H122V154H120V156H117V154H115L114 152H115ZM124 150V151H123ZM129 150V151H128ZM40 151V153H37V152H39ZM52 151H54V153L52 152ZM61 151V152H60ZM72 151H74L73 153H72ZM134 152V153H130V152ZM138 151V152H137ZM23 152V153H22ZM28 152V153H27ZM31 152V153H30ZM45 152V153H44ZM55 152H56V154H55ZM63 152H65V153H63ZM97 152V153H96ZM99 152V153H98ZM125 152H127V155H126V153ZM30 153V154H29ZM37 153V154H36ZM42 153H44V154H42ZM52 153H53V155L54 156H56V157H54V159H56V160H53V157H51L52 156ZM62 153V154H61ZM74 153H75V155H74ZM109 153V154H108ZM137 153V154H136ZM138 153H140L143 157L141 158V155H138ZM23 154V155H22ZM40 154V155H39ZM25 155H27V156H25ZM38 157H37V156ZM47 155V156H46ZM64 156L65 158H64V160H62L63 158L62 157H60V156ZM66 155L67 156H69V158L68 157H66ZM77 155H79L80 157H78ZM111 155H113V156H111ZM115 155V156H114ZM128 155H129V157H128ZM136 155V156H135ZM137 155L140 157V158H138L137 157ZM46 156V158H44V157ZM100 156V157H99ZM135 156V157H134ZM228 156H229V158H232V155L229 153L228 154ZM98 157V158H97ZM115 157V158H114ZM117 157V158H116ZM118 157H120V158H118ZM127 157V158H126ZM137 157V158H136ZM48 158V159H47ZM52 158V160H50ZM60 158H62V159H60ZM107 158H109V159H107ZM134 158V159H133ZM57 159H58V161L59 160H61V162H58L57 161ZM69 159V160H68ZM99 159L102 161V162H106V164H101V162H99ZM103 159V160H102ZM116 159V160H115ZM120 159V160H119ZM140 159V160H139ZM143 159V160H142ZM47 160H49V161H47ZM120 161V162H124L122 165H121V163H119L118 161ZM54 161V162H53ZM67 161V162H66ZM71 161H72V163H71ZM113 161V162H112ZM132 161V162H131ZM135 163H134V162ZM142 161H144L143 163H142ZM146 161V162H145ZM53 162V163H52ZM69 162V163H68ZM84 162H86V161H84ZM141 162V164H143L144 166H147V167H149V169L147 168V167H144L143 165H141V164H139ZM39 163H41V162H39ZM68 163V164H67ZM88 163V162H87ZM107 163H109V164H107ZM136 163H137V165H136ZM146 163V164H145ZM150 163V162H149ZM44 164V163H43ZM46 164V163H45ZM53 164V165H52ZM112 164V165H111ZM115 164V165H114ZM118 165V167H117V165ZM126 164V165H125ZM51 165V166H50ZM109 166V167H107L106 168V166ZM115 167H114V166ZM110 166H112L113 168L112 169H116V171L115 170H110ZM121 166V167H120ZM126 166V167H125ZM136 166V167H135ZM138 166V167H137ZM82 167V166H81ZM106 168V170H105V168ZM128 167V168H127ZM140 167H143V168H141L140 169ZM150 167H151V169H152V171L150 170ZM121 168V169H120ZM124 168V169H123ZM139 168V169H138ZM144 168H146L147 169V172H149V174L150 175H148L149 177L150 176H154L155 177V179H156V181H155V179H154V177H151V181H153L154 182V184L153 183H151V182H149L148 181V179H150L147 175H146V173H145V170L146 169H144ZM246 168V166H244V169ZM129 171H128V170ZM247 169V168H246ZM144 170V172L142 173L141 171H143ZM151 172H153V173H150V171ZM153 170H155V171H153ZM263 170V171H262ZM92 173H90V172ZM110 171H112V172H110ZM115 171V172H114ZM95 172L97 173V174H95ZM101 172H102V174H101ZM124 172V174L122 175L121 173H123ZM126 172V173H125ZM158 173V174H156V173ZM99 173V174H98ZM113 173H114V175H113ZM132 173H135V174H132ZM145 173V174H144ZM90 174V175H89ZM95 174V175H94ZM101 174V175H100ZM153 174V175H152ZM0 175H2L4 178H1V179H3V181H4V184L5 185H7V186H9L10 188H9V191L8 190H5L2 186H0V203H3V204H6V205H11V206H13V207H18V208H21L23 211H25V212H27V213H29V214H32L31 216L33 217V218H37V219H41L42 220V223L43 224H46L47 226H48V228H50L51 226V221L50 222H48L47 223V220L48 219H44V218H42V217H45L46 218V216H42L43 214H41L40 212H38V214H36L37 213V211L36 210H32V208L34 209L35 207H36V205H32L31 203H39V204H41L42 202H50L51 203V205L52 206H54V205H57L58 204V202H59V198H57V200L55 199V194H54V192L53 193H51L52 191H50L51 189L50 188H40V187H36V186H32L31 184H30V182L28 183V181H26V180H24L23 179V176H19V175H13L12 177L11 176H9V174H6L3 170H1L0 169ZM97 175H99V176H97ZM102 175H104V176H102ZM107 175V176H106ZM117 175V176H116ZM131 175V176H130ZM144 175H146L147 176V178H146V176L144 177ZM97 176V177H96ZM121 176V178L120 179H118L119 177ZM125 178H124V177ZM127 176H128V178L129 179H127ZM110 177V178H109ZM239 176H237V180L239 179L238 178ZM99 178L97 179V180H100ZM122 179V180H121ZM154 179V180H153ZM119 180V181H118ZM121 180V181H120ZM128 180V181H127ZM26 181V182H25ZM220 181V182H219ZM222 182H223V184H222ZM237 182V181H236ZM30 185V186H28V184ZM149 183V184H148ZM151 183V184H150ZM221 188H222V190L223 191H225V189H226V192L228 191L229 192V194H231V195H234L235 196V194H237L236 196H238L239 195V193L238 192H240V195L241 194H243L244 193V197H247L248 199H250V201H252V202H250L251 204H249L250 205V208L254 211V212H256L259 216H258V218H259V220L262 222V223H264V221H263V219H264V199H260L259 200V197H257V193H254L255 194V200L252 198L253 196H254V194H250L249 192H244L245 190H243V187H242V184L241 183H239V181L237 182V185H236V187H235V189L234 190H231V192H230V190H229V187L225 184V182L222 180H218V183H217ZM221 184V185H220ZM156 186V187H155ZM209 186H210V184H209ZM33 187H35V188H33ZM240 188L241 187V189H237V188ZM7 188V187H6ZM156 188V189H155ZM207 188H209V187H207ZM47 189V190H46ZM149 189V190H148ZM179 189V190H178ZM187 189V190H186ZM158 190V191H157ZM237 190H238V192H237ZM47 191V192H46ZM232 191H235V193H233ZM46 192V193H45ZM227 192V193H228ZM47 193H49V194H47ZM147 193H145V196H146V199H150V200H152V198L151 197H149L148 195H147ZM159 195H158V194ZM233 193V194H232ZM247 193V194H246ZM209 194V195H208ZM251 196H250V195ZM52 195V196H51ZM164 195V196H163ZM239 195V196H240ZM247 195V196H246ZM253 195V196H252ZM55 196V197H54ZM205 196H207L206 198H205ZM50 197V198H49ZM54 199H53V198ZM156 197L158 198V199H156ZM169 198V199H167V198ZM217 197H219V196H217ZM241 198L243 197V195L242 196H240ZM243 197V198H244ZM250 197V198H249ZM221 198V197H220ZM220 198H217V199H220ZM258 198V199H257ZM29 199V200H28ZM160 199V200H159ZM165 199V200H164ZM167 199V200H166ZM171 199V200H170ZM30 200H31V202H30ZM169 200V201H168ZM209 200V199H208ZM23 201V202H22ZM58 201V202H57ZM212 201V200H211ZM249 201V200H248ZM253 201H255V202H253ZM164 202V203H163ZM171 202V203H170ZM209 202V204H210V200L208 201ZM215 202V201H214ZM262 202V203H261ZM169 203V204H168ZM172 203H174V206L175 207H179V208H177L180 212H178V210L175 208V207H173V204ZM203 203V202H202ZM166 204V205H165ZM172 204V205H171ZM212 205H216L217 203H211ZM72 206H74V205H72ZM166 207V208H167ZM170 207H171V209L173 210H171L170 209ZM174 208V209H173ZM36 209V208H35ZM176 209V210H175ZM40 210V209H39ZM175 210V211H174ZM193 210V211H192ZM260 210V211H259ZM147 211L148 212H150L148 209H147ZM172 211V212H171ZM181 211H182V213L184 214L185 213V216L186 215H188V217H184V215L181 213ZM51 212V211H50ZM175 212H178V214L177 213H175ZM194 212V213H193ZM40 213V214H39ZM52 213V214H51ZM51 213H49L48 215L50 216V214L52 215V218L55 216V214L54 213H56V212H51ZM174 213V214H173ZM179 213H181V215H183L182 217H181V215L179 214ZM194 214V215H193ZM41 215V216H40ZM178 215V216H177ZM262 215V216H261ZM40 216V217H39ZM94 217H96V216H94ZM102 217V220H103V217H104V215L103 216H101ZM184 217V218H183ZM51 218V217H50ZM189 218H191V219H193L194 221H192L193 223H195V224H193L192 225V222H191V219H189ZM40 219L38 220L39 222H41L40 221ZM45 221H44V220ZM184 219V220H183ZM187 219H189V220H187ZM185 220L187 221V222H185ZM44 221V222H43ZM49 221V220H48ZM158 221H159V219H158ZM46 222V223H45ZM190 222V223H189ZM206 222V223H205ZM186 224H191L190 226H186ZM196 224H199V225H196ZM196 225V226H195ZM194 226V227H193ZM210 226V227H209ZM190 227H193L192 229H190ZM196 227V228H195ZM198 227V228H197ZM200 227L202 228L201 229V231H199L200 230ZM55 228V227H54ZM197 229V230H196ZM195 230V231H194ZM202 230H203V232H202ZM93 232H94V230H92ZM192 231H194V232H192ZM201 232V233H200ZM195 233V234H194ZM205 233V234H204ZM200 234H202V235H200ZM220 234V235H219ZM246 235V236H245ZM213 236V237H212ZM245 236V237H244ZM249 238V240L247 239V238ZM210 240H209V239ZM215 238V239H214ZM226 238V239H225ZM217 239V240H216ZM231 239V240H230ZM251 239V240H250ZM212 240V241H211ZM225 241H227V242H225ZM254 241V242H253ZM249 245H248V244ZM253 243H256V244H253ZM221 245V246H220ZM231 245V246H230ZM240 247H239V246ZM46 247H49L47 244L45 245ZM226 246V247H225ZM219 247V248H218ZM222 247V248H221ZM242 247V248H241ZM250 247V248H249ZM255 247H257L258 249H257V251H256V248ZM228 248H230V249H228ZM247 249V250H246ZM254 249V250H253ZM263 249V250H262ZM227 250V251H226ZM261 250V251H260ZM260 251V252H259ZM227 252H229V253H227ZM249 252V253H248ZM262 252V253H261ZM75 252H73V254H74ZM216 253V254H215ZM240 253V254H239ZM259 253V254H258ZM261 253V254H260ZM4 256L2 257H0V258H3V262H1V260H0V264H21V263H18V261H16V258H15V256H13L12 257V255L13 254H11L10 255V253L9 252H7V254H6V252H4V253H2ZM2 254H0V255H2ZM230 254V255H229ZM14 255H16V254H14ZM7 256H9V258H7V259H9L8 261H7V259H6V257ZM17 256V255H16ZM77 256H79L78 254H77ZM78 258H81V257H78ZM15 260L14 262H13V260ZM232 259V260H231ZM7 261V262H6ZM13 262V263H10V262ZM76 261V259L75 260H73V262H75ZM223 261V262H222ZM9 262V263H8ZM78 262H80V263H83V262H85V264H87V261H83L82 260V258H81V261L80 260H78ZM227 262V263H226ZM79 263V264H80ZM71 264V263H70ZM76 264V263H75ZM88 264H89V262H88ZM205 264V263H204ZM264 264V263H263Z\"/></svg>", "mask_w": 264, "mask_h": 264}]
</instances>
